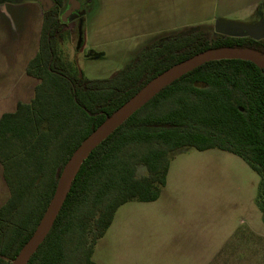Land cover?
<instances>
[{"label": "trees", "instance_id": "1", "mask_svg": "<svg viewBox=\"0 0 264 264\" xmlns=\"http://www.w3.org/2000/svg\"><path fill=\"white\" fill-rule=\"evenodd\" d=\"M55 1L43 12L39 49L26 67L39 80L34 98L0 118V163L10 189L0 207V264H12L33 235L75 150L150 80L213 49L264 56V40L251 32L208 35L193 28L153 41L110 78L89 79L58 51L67 0ZM187 147L243 158L261 177L264 214L263 68L244 59L212 60L162 88L84 161L27 264H98L95 245L117 210L129 201L157 200L173 154Z\"/></svg>", "mask_w": 264, "mask_h": 264}, {"label": "rangeland", "instance_id": "2", "mask_svg": "<svg viewBox=\"0 0 264 264\" xmlns=\"http://www.w3.org/2000/svg\"><path fill=\"white\" fill-rule=\"evenodd\" d=\"M80 2L83 9H94L97 4V0ZM127 3L99 0L98 13L91 21L80 12L64 22L58 51L84 77L110 78L152 43L143 40L132 25L145 15L140 8L143 3L137 1L133 10ZM5 4V14L14 21L17 17L14 25L16 21L1 14L7 20L5 32L14 37L11 42L9 36V48L25 52L24 57L39 42L42 18L36 11L40 4L35 0ZM241 17L224 14L218 19L225 25L238 21L257 26L264 37V19L259 13L236 20ZM217 22L201 27H209L205 32L213 35ZM260 181V175L236 154L217 148H183L171 158L160 197L122 205L97 241L93 260L98 264H223L230 259L231 264H241L243 246L249 248L248 253L250 248L264 246V214L258 205Z\"/></svg>", "mask_w": 264, "mask_h": 264}, {"label": "crops", "instance_id": "3", "mask_svg": "<svg viewBox=\"0 0 264 264\" xmlns=\"http://www.w3.org/2000/svg\"><path fill=\"white\" fill-rule=\"evenodd\" d=\"M103 1V0H102ZM121 1V0H120ZM129 9L133 10L137 1L143 4L140 8H144V14L141 19L133 22L136 25V33L142 34V39L148 42L156 41L162 37L178 34L196 28L203 32L201 27L205 24H211L218 21L213 26V34L217 32L218 27L232 28L241 27L253 30L257 33V26L240 25L242 22L232 25H225L220 19L224 14H239L242 16L236 20L244 21L247 18H254L259 13L263 18L264 0H127ZM99 0H97V4ZM96 4V8H97ZM5 3L0 4V118L3 114L16 110L19 103H29L35 95V87L39 80L26 71L28 62L36 55L39 49L38 45L30 51L29 54L23 57V51L16 48H9V36L11 42L14 41L13 35H8L5 32L7 28V20L10 18L5 8ZM7 5H14L7 3ZM38 5V4H37ZM102 6V5H101ZM93 6L86 14L90 21L95 18L98 12ZM217 10V11H216ZM37 15L42 18L41 29L43 25V11L41 6H37ZM4 13V14H2ZM220 13V14H219ZM3 15L6 18V22ZM219 14V15H218ZM138 17L140 15H137ZM245 16V18H244ZM14 25H17V17L15 21L10 19ZM130 22V21H129ZM220 22V23H219ZM212 26V27H213ZM206 33V32H205ZM41 35V31H40ZM39 35V40H40ZM257 37V36H256ZM260 37V36H259ZM257 37V38H259ZM10 197V189L4 178L3 165L0 163V207L6 203ZM257 240V236L255 237ZM258 241H261L259 239ZM264 242V241H263ZM242 246V245H241ZM243 254L240 253L241 264H264V246L250 248V253L247 252L248 247L243 246ZM250 254V258L247 256ZM223 264H231V260L223 262Z\"/></svg>", "mask_w": 264, "mask_h": 264}, {"label": "water", "instance_id": "4", "mask_svg": "<svg viewBox=\"0 0 264 264\" xmlns=\"http://www.w3.org/2000/svg\"><path fill=\"white\" fill-rule=\"evenodd\" d=\"M43 12L49 11L55 7V0H35ZM69 7L61 15V20L67 22L70 16L80 10V0H68ZM247 28L218 27L217 32L224 34H243L251 31ZM247 52H253L248 49L221 48L209 50L205 53L193 56L189 59L174 64L158 76L150 80L140 91H138L127 103H125L117 112H115L104 124L100 125L93 131L75 150L72 156L65 164L61 176L58 180L57 188L52 197L47 210L34 231L31 238L21 248L12 264H27L31 256L38 249L40 244L48 235L52 228L69 192L73 178L81 165L88 158L91 152L107 138L118 126L135 113L143 104L153 98L162 88L171 84L185 73L196 68L197 66L218 59H244L250 60L264 69V56L260 54L251 55ZM254 54V53H253Z\"/></svg>", "mask_w": 264, "mask_h": 264}, {"label": "flooded vegetation", "instance_id": "5", "mask_svg": "<svg viewBox=\"0 0 264 264\" xmlns=\"http://www.w3.org/2000/svg\"><path fill=\"white\" fill-rule=\"evenodd\" d=\"M8 1H12V0H0V4H3V3L8 2ZM55 2H56V1H55ZM56 5H57V2H56ZM56 5H55V7H56ZM68 7H69V5H68V0H67L66 3L64 4V6L61 7V10H62L61 15H62V13H63L64 11L67 10ZM90 7H91V6H89V7L87 6L86 8L83 9L82 4H81V8H80V10L74 12V13L70 16L69 20H70L73 16H74V17L78 16V14H79L80 12L82 13V14H81V17L84 16L85 14H87V13L90 11ZM263 19H264V9H263ZM69 20H68L67 22H69ZM258 31H259V30H258ZM219 33H221V32H219ZM223 34H224V33H223ZM251 35L254 36L255 38H257V37L260 36L259 38L262 39V40H264V37L262 36L261 31H259V32H257V33H253V31H251ZM256 36H257V37H256Z\"/></svg>", "mask_w": 264, "mask_h": 264}, {"label": "bare ground", "instance_id": "6", "mask_svg": "<svg viewBox=\"0 0 264 264\" xmlns=\"http://www.w3.org/2000/svg\"><path fill=\"white\" fill-rule=\"evenodd\" d=\"M248 54H251V55H256V54H253V53H251V52H247Z\"/></svg>", "mask_w": 264, "mask_h": 264}]
</instances>
